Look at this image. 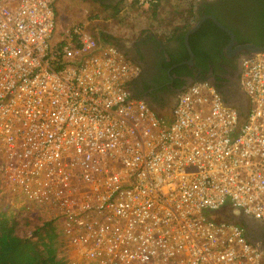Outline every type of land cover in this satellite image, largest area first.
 Here are the masks:
<instances>
[{"label":"built area","instance_id":"built-area-1","mask_svg":"<svg viewBox=\"0 0 264 264\" xmlns=\"http://www.w3.org/2000/svg\"><path fill=\"white\" fill-rule=\"evenodd\" d=\"M56 2L0 0V196L56 219L91 264H264L214 217L230 204L264 223V50L243 61L245 118L206 80L166 117L132 95L139 65L90 31L95 2L63 0V21Z\"/></svg>","mask_w":264,"mask_h":264},{"label":"flooded vegetation","instance_id":"flooded-vegetation-1","mask_svg":"<svg viewBox=\"0 0 264 264\" xmlns=\"http://www.w3.org/2000/svg\"><path fill=\"white\" fill-rule=\"evenodd\" d=\"M96 1L114 7L124 2V0ZM263 1L196 0L193 25L207 15H214L235 34V41H232V35L226 31L230 38L222 48L213 45L212 37L196 40L195 47L198 49V54L190 43L195 55L193 57L186 44V37L183 40L181 33L167 42L161 39L158 42L155 40L158 38H149L145 42L137 43L136 48H128L126 54L140 67L139 74L131 83L132 95L161 106L175 100L177 103L185 86L196 80H206L214 85L225 99H231L242 90L243 61L253 53L245 46L264 45ZM208 6L211 7L210 11L214 12H207ZM208 19L211 18H205L201 27ZM187 51L189 56L185 55ZM175 58L178 61H174ZM242 107L244 108V105ZM247 230L248 237L264 249V223L252 220Z\"/></svg>","mask_w":264,"mask_h":264},{"label":"crops","instance_id":"crops-1","mask_svg":"<svg viewBox=\"0 0 264 264\" xmlns=\"http://www.w3.org/2000/svg\"><path fill=\"white\" fill-rule=\"evenodd\" d=\"M91 1L95 2L96 11L99 12L101 17L90 26V31L98 36L102 35V38L106 40L107 44L113 43L117 46L119 51L128 58H130V56L126 54L128 48H136L135 45L137 43L145 42L149 38H158L155 39L158 42L159 39L167 42L176 38L181 33L185 40L186 31L193 25L190 24L189 27H185L188 14L185 12L186 14L180 15L179 8L183 6L181 1L176 2L174 0L172 4H170V2L164 4L162 0H159L154 6L148 8L139 7L134 4L130 5L126 0L117 7L100 4L96 0ZM62 2L63 0H58V2H56L58 21L68 19V15L60 11ZM167 11H169L170 14H167ZM72 18H78V16L75 15ZM247 98V94L242 89L240 92L233 95L230 102L240 107ZM143 100L149 103L160 115L166 117L172 116L176 104V100L170 101V103L162 106L146 99ZM214 217L218 222L231 224H239L242 218L261 222L242 210L234 209L230 204H226L221 209L217 210ZM245 229L248 235L247 227H245Z\"/></svg>","mask_w":264,"mask_h":264},{"label":"trees","instance_id":"trees-1","mask_svg":"<svg viewBox=\"0 0 264 264\" xmlns=\"http://www.w3.org/2000/svg\"><path fill=\"white\" fill-rule=\"evenodd\" d=\"M178 1L187 7L188 20L185 27H189L195 21L196 0ZM210 10L211 7L208 6L206 11L214 12ZM210 37L213 38V45L220 48L230 38L225 30L212 19H208L200 30L190 35V43L195 53L198 54V49L195 47L196 40ZM185 55L189 56V52H185ZM174 61L178 59L175 58ZM3 199H5L4 195L1 194L0 264H78L74 258L65 254L70 249L69 240L58 228L56 219L47 216L45 212H33L34 209L29 205L13 210L9 205H5L6 203H2Z\"/></svg>","mask_w":264,"mask_h":264},{"label":"water","instance_id":"water-1","mask_svg":"<svg viewBox=\"0 0 264 264\" xmlns=\"http://www.w3.org/2000/svg\"><path fill=\"white\" fill-rule=\"evenodd\" d=\"M205 18H211V19H213L221 28H223L225 31H227L228 33H230L231 35H232V41H235V34L233 33V31L228 27V26H226L224 23H222L216 16H214V15H207V16H205ZM204 18V19H205ZM204 19H201V20H199L195 25H193L189 30H188V32H187V34H186V44H187V46L189 47V49H190V51H191V53H192V56L194 57L195 55H194V52H193V50H192V48H191V45H190V34L191 33H193V32H195L196 30H198L200 27H201V25H202V23H203V21H204ZM246 48H247V50L248 51H250V52H253V53H257V52H261V51H263L264 50V45L263 46H261V47H259V46H254V45H248V46H245ZM245 48V49H246ZM190 84V83H189ZM188 84V85H189ZM186 87V86H185ZM185 87L183 88V89H185ZM226 101H227V103H229V104H231V105H235V103L233 104L232 102H230V99H228V98H226ZM242 105H244V108L242 107ZM237 106V105H236ZM241 107V108H240ZM238 106V108L241 110V114H242V117H246V115L248 114V112H249V109H250V101H249V99L247 98L246 99V101H244L243 102V104H241V106ZM172 115H173V113H172ZM240 223L239 224H241V225H243L244 227H248L250 224H252V220H250V219H245V218H242L241 219V221H239ZM246 224V225H245ZM249 240L252 242V243H254V244H257L256 242H254L253 240H251L250 238H249Z\"/></svg>","mask_w":264,"mask_h":264},{"label":"rangeland","instance_id":"rangeland-1","mask_svg":"<svg viewBox=\"0 0 264 264\" xmlns=\"http://www.w3.org/2000/svg\"><path fill=\"white\" fill-rule=\"evenodd\" d=\"M173 1H174V0H162V3L165 4L166 2H170V4H172ZM175 1H176V2H179L178 0H175ZM186 8H187V7L184 6V4H183V6H181V7L179 8V9H180V15H181V14H184L185 12H187V14H188V11H187ZM167 14H170V12L167 11ZM185 14H186V13H185ZM125 24H126V23H125ZM122 25H123V24H122ZM4 198H5V199L2 200V203H6L5 205H8V201H7V198H6V194H5ZM22 208H25V207H24V206H21L19 209H22ZM19 209H14V210H19ZM32 209H34L33 212L41 213V211L38 210V208L32 207ZM68 247H70V249H69L67 252H65V254L68 255L70 258H74V259L77 261L78 264H91L90 262H88V261H86V260L84 261V260L82 259L81 255L79 254L78 249L76 248V247H77L76 244H74V243H72V242L69 241V245H68Z\"/></svg>","mask_w":264,"mask_h":264}]
</instances>
